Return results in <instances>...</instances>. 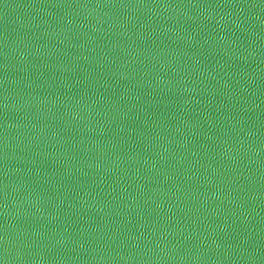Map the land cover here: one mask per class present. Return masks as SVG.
Here are the masks:
<instances>
[{
	"label": "water",
	"instance_id": "1",
	"mask_svg": "<svg viewBox=\"0 0 264 264\" xmlns=\"http://www.w3.org/2000/svg\"><path fill=\"white\" fill-rule=\"evenodd\" d=\"M0 264H264V0H0Z\"/></svg>",
	"mask_w": 264,
	"mask_h": 264
}]
</instances>
